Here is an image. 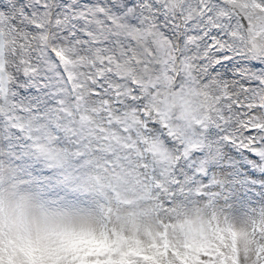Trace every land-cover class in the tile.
Here are the masks:
<instances>
[{"label":"snow or ice","instance_id":"snow-or-ice-1","mask_svg":"<svg viewBox=\"0 0 264 264\" xmlns=\"http://www.w3.org/2000/svg\"><path fill=\"white\" fill-rule=\"evenodd\" d=\"M0 264H264V0H0Z\"/></svg>","mask_w":264,"mask_h":264}]
</instances>
